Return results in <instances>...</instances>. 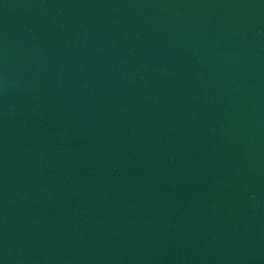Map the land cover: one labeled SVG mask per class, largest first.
Returning <instances> with one entry per match:
<instances>
[{
	"label": "water",
	"instance_id": "1",
	"mask_svg": "<svg viewBox=\"0 0 264 264\" xmlns=\"http://www.w3.org/2000/svg\"><path fill=\"white\" fill-rule=\"evenodd\" d=\"M0 264H264V0H0Z\"/></svg>",
	"mask_w": 264,
	"mask_h": 264
}]
</instances>
